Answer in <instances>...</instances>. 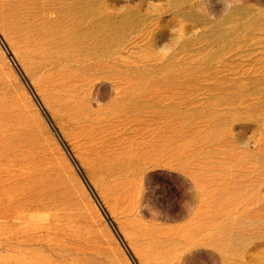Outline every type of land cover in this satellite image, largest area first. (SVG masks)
Here are the masks:
<instances>
[{
	"label": "rangeland",
	"instance_id": "obj_1",
	"mask_svg": "<svg viewBox=\"0 0 264 264\" xmlns=\"http://www.w3.org/2000/svg\"><path fill=\"white\" fill-rule=\"evenodd\" d=\"M0 264H264V0H0Z\"/></svg>",
	"mask_w": 264,
	"mask_h": 264
}]
</instances>
